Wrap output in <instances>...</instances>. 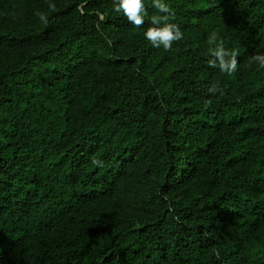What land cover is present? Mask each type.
Wrapping results in <instances>:
<instances>
[{"label": "trees", "instance_id": "16d2710c", "mask_svg": "<svg viewBox=\"0 0 264 264\" xmlns=\"http://www.w3.org/2000/svg\"><path fill=\"white\" fill-rule=\"evenodd\" d=\"M166 2L0 0V264H264V0Z\"/></svg>", "mask_w": 264, "mask_h": 264}, {"label": "clouds", "instance_id": "9594fccd", "mask_svg": "<svg viewBox=\"0 0 264 264\" xmlns=\"http://www.w3.org/2000/svg\"><path fill=\"white\" fill-rule=\"evenodd\" d=\"M151 5L159 14L152 18V27H148L143 32V38L153 48H162L168 51L173 47V43L183 38V33L175 23H168L169 16H175L166 0H151ZM54 10V6H50ZM117 14H121L128 23L140 27L145 23V0H113V8ZM42 22H47L44 14L39 15ZM163 21V23H162ZM208 55L214 59L209 61V66L219 68L220 72L231 75L237 71L236 56L237 52L226 50L224 43L216 33L209 37ZM258 66V70H264V53L257 54L253 57Z\"/></svg>", "mask_w": 264, "mask_h": 264}]
</instances>
